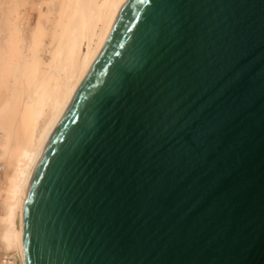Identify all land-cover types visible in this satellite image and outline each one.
Returning <instances> with one entry per match:
<instances>
[{
	"label": "water",
	"instance_id": "1",
	"mask_svg": "<svg viewBox=\"0 0 264 264\" xmlns=\"http://www.w3.org/2000/svg\"><path fill=\"white\" fill-rule=\"evenodd\" d=\"M21 236L24 264H264V0H127Z\"/></svg>",
	"mask_w": 264,
	"mask_h": 264
},
{
	"label": "bare ground",
	"instance_id": "2",
	"mask_svg": "<svg viewBox=\"0 0 264 264\" xmlns=\"http://www.w3.org/2000/svg\"><path fill=\"white\" fill-rule=\"evenodd\" d=\"M126 1L0 0V261L24 260L32 173Z\"/></svg>",
	"mask_w": 264,
	"mask_h": 264
},
{
	"label": "built area",
	"instance_id": "3",
	"mask_svg": "<svg viewBox=\"0 0 264 264\" xmlns=\"http://www.w3.org/2000/svg\"><path fill=\"white\" fill-rule=\"evenodd\" d=\"M0 264H24V262L17 256H7L1 259Z\"/></svg>",
	"mask_w": 264,
	"mask_h": 264
},
{
	"label": "snow or ice",
	"instance_id": "4",
	"mask_svg": "<svg viewBox=\"0 0 264 264\" xmlns=\"http://www.w3.org/2000/svg\"><path fill=\"white\" fill-rule=\"evenodd\" d=\"M151 23H152L151 16L148 15L144 21L145 27H151Z\"/></svg>",
	"mask_w": 264,
	"mask_h": 264
}]
</instances>
